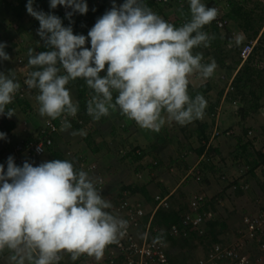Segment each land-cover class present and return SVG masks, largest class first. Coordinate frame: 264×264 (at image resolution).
Here are the masks:
<instances>
[{
  "label": "clouds",
  "instance_id": "1",
  "mask_svg": "<svg viewBox=\"0 0 264 264\" xmlns=\"http://www.w3.org/2000/svg\"><path fill=\"white\" fill-rule=\"evenodd\" d=\"M32 4L33 0H28L26 5L32 16L29 19L39 21L37 34L52 49L35 55L32 49L28 51L29 65L40 70L29 73L25 87L39 89L36 100L42 117L84 115L78 111V99L73 103L65 87L76 78H83L92 89L86 93V108L96 120L117 106L140 127L155 131L165 123L162 110L167 112L168 121L181 125L203 117L206 102L201 95L190 99L188 76L197 71L206 79L216 68L214 60L202 65V56H194L191 51L201 44L208 46L209 37L200 30L214 22L215 8H206L201 0H190L191 21L175 28L153 13L151 7L149 10L142 6L140 0H125L118 8L113 4L88 32L89 49L84 47V35H74L71 27L62 26L59 17L37 11ZM58 5L73 10L66 11L68 18L75 12L88 11L85 0H50L52 9ZM226 17L228 27L231 19ZM214 27L221 30L215 22ZM254 40L255 46L257 39ZM5 47L0 43V59L9 60ZM244 60L241 57L242 63ZM58 62L65 75H58ZM106 65L107 74L101 77ZM20 87L0 73V114L5 113ZM93 90L96 95L88 100ZM112 90L118 92L115 104ZM14 114L13 109H8L9 118ZM71 119L74 118L68 121ZM68 121L62 122L63 129L71 126ZM4 137L0 133V139ZM110 207L87 173H77L71 162L53 160L35 167L25 162L18 167L10 156L6 173L0 165V250H11L14 264H55L62 252L70 253L73 260L80 254L99 259L105 247L124 236L127 228V221L104 211Z\"/></svg>",
  "mask_w": 264,
  "mask_h": 264
},
{
  "label": "crops",
  "instance_id": "2",
  "mask_svg": "<svg viewBox=\"0 0 264 264\" xmlns=\"http://www.w3.org/2000/svg\"><path fill=\"white\" fill-rule=\"evenodd\" d=\"M224 3L229 5L228 0ZM263 30L264 27L257 34V40ZM228 32L233 34L234 30ZM231 33L225 38V42L228 45H231L230 42H232L230 41ZM240 33L237 38L245 39V35ZM216 43L215 38L214 40L211 38L208 40L209 45H215ZM236 46L235 42L234 47L231 46L234 50V55L238 53ZM206 48L207 52L203 53ZM210 48L215 49L217 46ZM210 48L201 44L196 47L194 52L197 51L195 54L202 56L200 61L202 65L215 61L216 68L212 75L205 79L199 72L194 71L188 76V83L193 88H199V91H201L200 95L203 96L206 102L202 118L194 119L190 123L181 125L174 120L168 121L167 112L162 110L161 116L164 118L165 123L160 127L159 131H155L140 127L134 120L123 115L117 106L109 108V114L101 116L98 120L88 116L90 120L88 123L91 124L92 122L93 124V127L89 125L91 129L87 131L90 133L89 138L78 137V132L73 131L71 127L70 129L62 128L56 132L60 135L61 140L57 139L56 142L52 143L54 150L55 148L61 149L66 154L68 153L77 163L79 160L86 159L85 157H97L98 160L100 159L99 161L96 160V169L89 170L80 164V170L75 171L77 173L80 171L87 173L88 178L94 183L97 193L103 200L111 204V207L104 209V211L113 217H115V214L112 206L119 193L126 190L129 191L132 198H141L146 201L148 199L146 203L148 205L147 209H150L153 202L152 198L157 193L168 194L170 205L174 208H179L182 203L180 201L182 196L185 198L189 193L188 198L195 193L205 192L207 197L215 193H223L224 197L220 200L222 206L219 208L220 204L217 203L218 201L214 203L212 219L216 218L224 221L226 227L229 220L233 219L234 210L228 207V199L231 195L240 194L241 192V195H245L247 186H243L241 183V188L238 191H231L229 190L231 186L228 185V182L227 184L223 183L224 175L236 176L241 173L242 164L247 163L249 159L247 158V153L249 154L248 147L251 145L244 139V135L245 131L251 127L253 120L251 121L252 118L249 115L242 114L240 111L241 103L237 99V95L232 94L230 90L233 77L242 62L236 68H231L230 66L228 68L224 63V68H217L219 64L218 54ZM204 54L205 56H203ZM221 72L223 74L220 76ZM11 77L7 74V78L13 80L14 77ZM206 85H209V88L203 91L201 87H206ZM113 91L116 92V96H113L112 104H115L118 92L116 90ZM234 100H237V102L234 103ZM1 117L0 124L2 123ZM28 119L30 126L33 125L39 130L41 123L37 120L39 118L31 114ZM13 121L15 126L10 130L9 135L5 134L3 128L0 130L1 133L5 134V137L0 139V163L4 161V155L12 150L13 146L10 148V143L14 145L16 141L20 140V136L25 133L26 136L24 135V137L32 135L28 133L29 129L24 130V127H26L24 122H19V119H13ZM215 128L220 131V134L213 135ZM73 140L76 141L73 142ZM68 142L75 144L76 148H67V145L68 147L71 146ZM122 142L130 143L131 147L140 149L143 151V156L139 158L134 156V153L126 154L125 152L124 154L118 151L117 148L122 145ZM223 142H226L225 145H223ZM57 144H60V146ZM200 146H204V149L200 150ZM209 147H215L218 151H211L213 152L211 153L206 150ZM217 155L219 156L218 158ZM218 159L226 160L228 166L224 164L225 162L220 161L219 163ZM53 160L59 159L51 151H47L40 158V164ZM246 180L247 178L245 177ZM208 189L212 193H207L210 192ZM251 200L258 199L256 196L250 199V205L245 206V211L248 213L257 211L264 204H255ZM183 204L186 203L184 202ZM13 254L8 248L0 250V264H14L10 259ZM60 255L62 264H90L92 258L95 257L94 255L80 254L77 259L73 260L70 253L62 252ZM25 264H28V261H25Z\"/></svg>",
  "mask_w": 264,
  "mask_h": 264
},
{
  "label": "rangeland",
  "instance_id": "3",
  "mask_svg": "<svg viewBox=\"0 0 264 264\" xmlns=\"http://www.w3.org/2000/svg\"><path fill=\"white\" fill-rule=\"evenodd\" d=\"M98 1L99 0H97V2ZM141 1L143 3L145 2V0H141ZM222 1L225 2L226 0H222ZM232 1L233 0H228L229 5H227L226 3H224V5H223L224 15L228 16L231 19L230 26L225 27L224 29H221V30H217V29H215L214 22L212 20L211 23L203 26V28L200 30V31L206 33L208 35L209 39L210 38L216 39L217 44H215V45H209L208 44L209 48L217 46V45L221 46L220 49L219 48L218 49L217 48H215V49L210 48L218 54L219 57L217 56V58H218L219 64L217 65V68L221 67V69L224 68L225 65L227 67L233 66V68H236L239 65V63L241 62L240 53H237L236 55H234V50L232 49V47H234V42L236 43V45H237L236 47L238 49L244 42L256 39L257 34L264 27V0H239L240 4L242 6V9L240 10L242 12V14L237 13L238 15H236V16H235V13H233V10H232L233 6L232 5L236 6L237 2H239V1L234 0L233 1L234 4H232L233 3ZM124 2H125V0H109V4H115L117 6V8L120 5H122ZM201 3L204 4L205 0H201ZM179 5L180 6L181 5H190V0H181L179 2ZM153 9L155 11V9H158V8L153 7ZM47 10H48V7H46L44 10L38 9L37 11H42L46 14ZM167 10H168L167 12L169 13L168 15L170 16L169 18H171V19L175 18V17L178 18L179 15H183L179 11L180 9H175L173 7H170ZM188 11L191 13L190 6L188 8ZM1 12H2V10H0V14H1ZM156 15L159 16L161 19H163L165 22L170 24L171 19H167V17L163 13H159ZM31 17L32 16L30 14H28V12H26L24 14L25 23L27 25H30L31 27H33L32 26V23H33L32 19H29ZM181 17H183V16H181ZM85 18L91 20V16L89 14H86ZM28 19H29V21H28ZM94 21L97 22V20L93 19L91 21L92 25H94L96 23V22L94 23ZM2 24L3 23H1V25ZM180 25L183 26V24H180ZM9 26L12 30L11 36H9L10 31L6 30L5 28L0 29V31L4 33V34H1L2 36H0V43H3L6 45V47L4 48V51L6 52V54H7V52L10 54L9 55L10 59L7 60L8 62H6V60L0 59V73L4 74L6 77H7V74L12 76L11 78L14 77L13 81L15 83H18L19 86L20 85H26L24 81L27 78H29V73L32 71L40 70L38 67H34V66L29 65V63H28V61H29L28 51H29V49H32L33 55L39 54L40 53L39 48H36L35 46L37 43L40 44L41 42H43V39L37 34L39 28L36 26L33 27L32 30L27 29L25 32L19 33V34L17 33L18 24L16 22H12ZM229 29L234 30V33L232 34L231 32H228V31H230ZM240 32L245 35V39L237 38ZM230 33H231V36H230L231 40L230 41H232V42H230L231 45H228L227 42H225V38H227V35H230ZM5 35L9 36V38H7ZM193 35H195V33ZM261 37H263V40L261 42L260 41L258 42L260 44L256 49H254L255 51L253 50L254 53L252 52L253 55H252V58H250V62H249L250 67H252L255 71H257L253 74V80L249 81L248 84L246 86H244L241 91H237V89L233 88L232 85L230 87V90L232 91V94L237 95V99L240 101L241 105H244V107L247 108L248 112L246 114L252 118L251 121L253 120L251 127L253 128L256 136L259 138L257 145H262L263 146L262 148H264V91L262 92L260 97H258V99L256 98L257 93L260 90L258 85L261 84L260 81H262L260 76H264V33H263V31L261 33ZM238 40H239V43H237ZM13 43H14V45H11ZM256 44H257V42H256ZM88 45L91 46L90 43ZM195 49H196V47H194L191 50L192 54L194 56L196 55L195 53L197 52V51L194 52ZM229 50H232V51H229ZM205 52H207V48L205 51H203V53H205ZM227 53H228V55H227ZM203 56H205V54ZM238 57L240 59L238 60V63L235 64V60ZM219 58L221 60H219ZM222 63H224L225 65L224 64L222 65ZM226 63H228V64H226ZM59 69H60V71L58 72V75H65L66 74L65 72H63L61 70V68H59ZM221 74H223V72H221L219 75L221 76ZM76 80H77V78L75 80H69V82L65 86L70 93V97H71V100L73 103L75 101H77V96H76L77 84L75 83ZM240 84H241V82H240ZM21 93H22V91L20 89H18L12 97V102H11L12 106L9 109H13L15 114L12 115L10 118L11 119H19V122H21V123L24 122V124L26 125V127H24L25 128L24 130L29 129L28 133L33 135L36 131H38V129L35 128L33 125L30 126L29 119H28L29 116L31 114L35 115L37 118H39V119H37L39 121V123L45 117V116L42 117L40 115V113H39L40 105H39L38 101L36 100V97L40 94L39 89L29 88L28 86H26L25 92L23 94H21ZM19 99H21V101H19ZM24 99L29 102L30 106H27ZM112 99H113V95H112ZM255 100L259 101L258 102L259 107L251 108L250 104H252ZM241 105H240V107H241ZM0 116H2V115L0 114ZM80 116L83 118V121L80 123V127L78 129L73 128L71 126L70 127L73 129V131L78 132V134H79L78 137L81 136V138H82V136H84L87 133V131H89V129H91V126L89 127V125H92V127H93V124H92V122H91V124L88 123L90 121L89 118L86 120L84 115H80ZM90 118H93V116H91ZM73 121L76 123H79L78 121H76L74 119H73ZM91 121H92V119H91ZM70 127H69V129H70ZM81 132H83L84 134L81 135L80 134ZM54 134H55V136L58 135L57 138L55 137L56 141H57V139L61 140L60 135L58 133L54 132ZM24 135L26 136V133L23 134L22 136H20L21 137L20 139H24L25 138ZM244 139H246V137H244ZM65 141H63V142H65ZM74 141H76V140H73V142ZM223 143H224L223 145H225L226 142H223ZM68 144L71 146L68 147V145H67V148H70V149L76 148L75 144H72L69 142H68ZM57 145L60 146V144H57ZM12 146H13V144L10 143V148H12ZM250 147H252V146L248 147L249 148V150H248L249 154L247 153V158L251 159V161L248 162L249 167L254 166L252 158L254 155L256 156L254 151L257 150L256 148H253V147L250 148ZM223 148H224V146H223ZM214 157H216V156H214ZM218 157L219 156L217 155V158ZM85 158L86 159H83L81 161H84V162L89 161L91 163V162H96V160L97 161L100 160V159L98 160L97 157H95V158L94 157L93 158L85 157ZM81 161L79 160V163H81ZM220 161L223 163L225 162L224 164L227 165L226 160H219L218 159L219 163H220ZM258 161L259 162H257L255 165V171L257 173L254 177L249 174L248 170H246L247 169L246 164H242L243 166L240 169L241 173L237 174L236 176L234 175L232 177L230 175L229 176L224 175V180H223L224 184H227V182L230 183V182L234 181V179H238L239 184L242 183L243 186L244 185L247 186V191H246L245 195H241L242 194V192H241L240 194L231 195V197L228 199V203H229L228 207H231L234 210V214L231 213L233 215V219L229 220L228 226L224 228L222 235L224 238H226L229 241H231L237 237V233H238L237 229H240L242 227L241 216L246 212L245 206L250 205V203H249L250 199L255 198V196H256L258 200H251L252 202L254 201L255 204L264 203V173L261 171L262 166H263V163H262L263 160L259 159ZM229 162H231V161L229 160ZM96 168H97V165L95 166V169ZM228 168H230V167H228ZM243 175H246V176H243ZM245 177L247 178L248 181L247 180L245 181ZM233 184L230 185L231 187L229 188V190H231V191H234L233 189L235 188V186ZM208 190L210 192H207V193H212V191L210 189H208ZM189 194L185 198L181 195L182 196V198H181L182 200H180L182 202L181 205H183V203H184L183 201H185V203L187 201L189 202V200L191 198V196H190V198H188ZM206 196H207V194H206ZM220 203L221 202L219 201V204ZM221 206H222V204H220L219 208ZM168 207H171V205ZM242 212H244V213L242 214ZM234 232H236V234H234ZM195 242H197V241L194 239H192V240L190 239V241H186V239H183V238L170 237L168 239V256H169L171 264H186L188 259H194L195 255L197 253H199V250L201 249L199 247H196Z\"/></svg>",
  "mask_w": 264,
  "mask_h": 264
},
{
  "label": "built area",
  "instance_id": "4",
  "mask_svg": "<svg viewBox=\"0 0 264 264\" xmlns=\"http://www.w3.org/2000/svg\"><path fill=\"white\" fill-rule=\"evenodd\" d=\"M154 1L171 2L172 0ZM177 1L180 2L181 0ZM223 5L222 0H215L212 7L217 10L214 22L218 29L229 24V19L223 13ZM153 7H156L155 5L151 7L152 12L155 13ZM62 10L66 12L68 8L63 6ZM255 41L249 40L242 45L240 49L242 59H246L253 51ZM89 43L90 39L88 38L84 47H87ZM20 90L23 94L25 85H21ZM94 95H96L94 90L90 91L88 100ZM233 102L236 103L237 100ZM69 118H74L79 123L83 121V118L77 113L75 116L62 113L58 118V124L48 117L32 139L15 142L12 150L4 155V161L0 163L4 167L5 173L7 171L6 163L10 156L18 167H22L25 162L34 167L39 166L40 158L47 152V147L52 145L54 132L62 129V122L68 121ZM219 132L215 128L213 135ZM245 137L246 140L250 141L253 148L264 151L262 145H257L259 138L252 127L248 128ZM80 164L89 170L96 166L94 162L90 163L89 161H81ZM233 185L235 186V184ZM205 199V193H195L190 198L189 207L181 214L179 221L167 226L153 225L152 219L155 210L170 205L169 195L155 194L151 208L147 209L145 200L132 198L129 191H121L112 206V210L115 218L127 221L125 235L118 236L117 242L109 244L99 259L93 257L90 264H171L168 256V239L170 237H189L191 232L188 227L191 225L196 228L200 235L205 231L206 220L213 217L211 208H203L202 212L199 211ZM241 220L242 227L238 230L240 235L228 244L216 241L203 250L201 244L198 241L195 242L196 247L201 249L194 259H188L186 264H264V204L255 212L244 213ZM167 233L170 237L166 236ZM55 264H62L61 259Z\"/></svg>",
  "mask_w": 264,
  "mask_h": 264
},
{
  "label": "trees",
  "instance_id": "5",
  "mask_svg": "<svg viewBox=\"0 0 264 264\" xmlns=\"http://www.w3.org/2000/svg\"><path fill=\"white\" fill-rule=\"evenodd\" d=\"M85 2L87 3V6H88V11H87L86 14H89L91 16V20L85 18L86 14H80L78 12L73 13L71 18H68V17H66V13L67 12H72L73 10L71 8H68V11L64 12L62 10V6L61 5H58L55 9H52L50 7V0H33L32 6H34L35 10H36V8H37V10L38 9H41V10L43 9L44 10L46 7H48V10H47L46 14H52V15H55V16L59 17L61 19V21H62V26L71 27L74 35H84L88 39L89 38L88 37V32L91 30V28L95 25L94 23L96 22V21H94V23H93L94 25H92L91 21L93 19L98 20L100 17H102L107 11L112 9L113 4H109V0H99L98 2H97V0H85ZM140 2L142 4V6L148 8L149 10H150V7L155 5V7L158 8V9H155V13L156 14L163 13L167 17V19H171V18H169L170 16L168 15L169 13L167 12L168 8L173 7L175 9H180L179 11L183 15H179L178 18H176L174 16L175 18H172L170 20V24L173 25L175 28L181 27L180 24L184 25V24H186V23L191 21L192 15L188 11V8H189L190 5H181L180 6L179 5V1H177V0H172L171 2H155L154 0H145L144 3L140 0ZM27 3H28V0H0V10H2V12L0 14V22L3 23L2 25L0 23V29H4L5 28L6 30L10 31V35L9 36H11V32H12V30H11L9 25L12 22H16L18 24V29H17V33L18 34L25 32L27 29L28 30H32L33 27H35V26L38 27V28L40 27L38 20H35L32 23L33 27H31L30 25H27L25 23L24 14L27 12V10H26ZM213 4H214V0H205V3H204L206 8H212ZM232 4H234V2ZM232 6H233L232 10H233V13H235V16L238 15V14H242V12L240 11L242 9L240 1L237 2L236 6H234V5H232ZM181 16H183V17H181ZM263 33H264V30H263ZM1 34H4V33L0 31V36H2ZM9 36H6V37L9 38ZM262 40H263V37L260 36L258 41H257V44L254 46L253 50L256 49L259 46L260 43H258V42L259 41L261 42ZM11 45H14V43L11 44ZM241 46L238 48V53H239V50H240ZM35 47L39 48V52L40 53L52 50L51 48L46 46L44 40L40 44L37 43ZM86 48L90 49L91 46L87 45ZM218 48L220 49L221 46L217 45V49ZM253 53H250V55L243 61V63L237 69V71H236V73H235V75L233 77V81L231 82V85H232L233 88H236L237 91H241L242 88L244 86H246L249 81H252L253 80V74L255 72H257L252 67H250V65H249L250 58H252ZM7 54H8V56L10 55L8 52H7ZM227 55H228V53H227ZM239 59H240L239 57L236 58L235 64L238 63ZM219 60H221V59L219 58ZM6 62H8V61L6 60ZM57 66L59 68H61V70L63 72H65L63 70L62 66L59 64V62L57 64ZM230 67L232 68L233 66H230ZM106 69H107V65L105 67V70H103L99 74L101 77H103L106 74ZM260 77H261L262 81H260L261 84L258 85L260 90L257 93V97H256L257 99H258V97H260V95L264 91V76H260ZM240 82H241V84H240ZM75 83L77 84L76 96H77V99H78V102H79L78 103V111L81 112V114L82 113H84V115L86 114L85 118L87 120L91 116L87 113V108L86 107H87L88 101L86 99V93H87L88 90H92V89H90L87 86L86 81L83 78H77ZM209 85H206V87L203 86L201 88L203 89V91H205V90H207L209 88ZM187 92H188V95H189L190 99H195V95H200V93H201V91H199V88H193L191 86V84H189V83H188V86H187ZM115 93L116 92H114L112 90V95L113 96H116ZM19 101H21V99H19ZM258 102L259 101L255 100L252 104H250L251 108L259 107V103ZM25 103L27 104V106H30V104H29V102L27 100H25ZM11 106H12L11 103L6 105L5 113L1 114L2 115V117H1V122L2 123L0 124V130H1V128H3V130H5V134H7V135L10 133V130L15 126V122L13 121V119H11V118H9L7 116V111H8V109ZM240 111L242 112L243 115H245L248 112L247 108H245L244 105H242L240 107ZM45 117L48 118V116H45ZM58 118L59 117H57L56 119H52V120L55 123L58 124V120H59ZM43 120H44V118H43ZM43 120L41 121L39 127H42ZM71 120L68 121V123L71 124V127L78 129L80 127V123L74 122L73 119H71ZM0 133H1V131H0ZM55 137H57V136H55ZM55 137L53 135L52 143L56 142ZM84 137L85 138H89L90 137V133L87 132L84 135ZM30 138L32 139L33 136L30 135L29 137H25L23 140H27V139H30ZM121 144L122 145H119L118 148H117L118 151H121L124 154H125V152H126V154L134 153L133 155L136 156V157H139V158L143 156L142 155L143 151H141L140 149H136V147H131L130 143L122 142ZM52 147H53L52 145L48 146L47 147V151H51V153L55 157H57L59 160H67V161L71 162L73 164L74 170H76V171L80 170L79 168H81V166H80L79 162L78 163L75 162L74 159L68 153L66 154L61 149L55 148V150H54ZM200 148H201L200 150H203L204 146H200ZM206 150H208L209 152L218 151V149L215 148V147H209ZM254 152L256 154V156L254 155L253 158H252L254 166H250L248 168L249 174L251 176H253V177L257 173L255 171V165H256L257 162H259L258 160L260 159V160L264 161V151L255 150ZM250 161H251V159H248L247 163L250 162ZM263 161H262L263 166H262V170L261 171L264 173V162ZM220 175L222 176V174H220ZM233 183L235 184V188L233 189L234 192L238 191V189L241 188L240 184L238 183V179H234V182H232V183L230 182L228 184L232 185ZM223 197H224L223 193L222 194L215 193V194H213L212 196H209V197L206 196V199L203 200L204 204L200 206L199 211L202 212L203 208H211V210H213L214 203L217 202V201H218L217 203H219V201ZM152 200H153V198H152ZM147 201H148V199H147ZM147 201H146V203H147ZM187 203H189V202H186V204L181 205L179 208L159 207L158 209L155 210V213H154V216H153V219H152V224L153 225L159 224V225L167 226L170 223L179 221L181 219V214L184 212V209L186 207L188 209V207H189V204L187 205ZM146 206H148V205H146ZM187 209H185V210H187ZM225 227H226V223L224 221L218 220L216 218H214V219L210 218V219L206 220V227H205L204 233L199 235L198 231L196 230V228L193 225H191V226L188 227L190 232H191L190 236L189 237H185V238H183V237H179V238L186 239V241H190V239L191 240L194 239V240L198 241L201 244V248H203V250H205L207 247L211 246L213 242H216V241L217 242L221 241L224 244H228L230 242L229 240L224 238L223 235H222V232H223ZM237 232H238V230H237ZM239 235H240V233L238 232L237 233V237ZM166 236L170 237L168 235V233L166 234ZM107 246H106V248H107Z\"/></svg>",
  "mask_w": 264,
  "mask_h": 264
}]
</instances>
